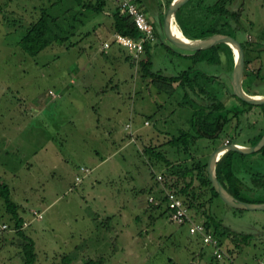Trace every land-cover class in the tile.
<instances>
[{"label": "rangeland", "instance_id": "1", "mask_svg": "<svg viewBox=\"0 0 264 264\" xmlns=\"http://www.w3.org/2000/svg\"><path fill=\"white\" fill-rule=\"evenodd\" d=\"M84 2L0 0V182L8 186L11 200L20 207L19 215L31 222L23 231L35 242L33 264H68L62 256L76 244H81L82 256L93 257L89 243L99 237L108 241L100 256L111 258L101 264H196L198 258L192 260V253L199 246L188 243L194 237L188 234L187 225L170 221L163 209L148 202L154 196L151 166L154 176L162 178L168 176L167 166L153 158L154 164H150L142 149L152 143L160 146L157 148L172 164H194L195 152L208 140H198V148L187 155L164 143L180 130H192L191 120L207 106V96L190 92L183 99L180 90L167 94L156 82L140 81L141 57L126 61L123 47L121 53L116 45L109 53H100L103 43L110 42L109 36L93 32L94 22L89 18L84 27L78 25L91 13L81 11ZM161 2H143L146 17ZM42 9L55 18L51 26L55 33L63 36L68 30L70 34L63 44L54 41L33 55L19 42ZM94 16L100 24L106 19L102 13ZM239 23L243 31L236 34L238 39L245 38L253 48L246 71L253 74L252 87L264 93V0H244ZM149 53V69L155 74L178 76L194 67L218 76L211 89L205 88L221 100L227 99L230 87L222 63L197 62L192 52L176 48L161 34L149 44ZM223 83L225 89H221ZM165 86L175 89L171 84ZM145 120L149 125H144ZM127 124L141 140L129 141ZM234 126L232 122L214 144L234 134ZM205 152L208 150L196 153L202 158ZM255 156L264 166V156ZM80 167L89 172L84 174ZM158 167L163 173H157ZM256 171L259 167L242 172L246 176ZM158 185L161 187L160 182ZM260 193L264 200V188ZM2 200L0 197V209L5 208ZM197 202L206 206L204 195ZM31 210L42 211V219L32 220ZM206 213L242 233L260 230L258 218L263 214L234 211L219 198L208 202ZM2 217L0 224L4 221L7 227L0 230V238L6 236L8 245L6 239H0V250L4 248L0 264H23L20 236L6 211ZM220 238L223 249L234 251L225 249L226 255L209 264H264V251L256 240L243 243L237 238L235 249L226 236ZM205 250L208 260L211 249L206 246Z\"/></svg>", "mask_w": 264, "mask_h": 264}, {"label": "trees", "instance_id": "2", "mask_svg": "<svg viewBox=\"0 0 264 264\" xmlns=\"http://www.w3.org/2000/svg\"><path fill=\"white\" fill-rule=\"evenodd\" d=\"M133 1L137 3L135 0ZM170 2L171 0H168L167 6ZM234 5H236L235 8ZM242 5V0H214L212 2L209 0H188L177 10L175 19L183 35L189 39L204 38L215 33L228 34L238 39L236 34L243 31L239 23ZM92 7L97 11H100L101 9L100 5ZM41 11L42 12L39 15V18L30 23L24 36L19 42L23 50L33 55L39 53L41 50L51 45L54 41L63 44L67 40V36L63 37L60 33H55L51 28L52 23L55 22V18L52 17L45 9H42ZM162 18L163 15L160 19L162 20ZM113 27L115 32L133 37L140 36V32L136 28L132 18L121 14L118 8L114 13ZM57 29L61 30L59 27ZM155 30L156 28L154 27V34L156 37L158 35ZM240 42L244 50L245 78L248 75L246 66L251 60L248 54L253 48L250 47V43L245 40V38ZM149 44H151V42H147L144 45L143 56H141V59L139 60V65L143 70L144 75L152 77V82L154 84L156 82L159 89L162 90L163 88L160 87V83L162 82L166 84L177 83L178 86L185 92V97H188L189 91L193 92V90L196 89H199V93L207 96V106L202 109L200 113H198L199 115L196 119H193L192 130H181L178 136L171 137L166 141V143L176 147L178 150H183V152L189 153L191 148L197 146L196 144L199 139L206 137L212 141V148H215L216 146L214 142L217 138H219L221 131H223L224 128L228 129L232 122H235L234 134H231L227 139L229 143H238L237 138L242 132H249L255 128L257 130V134L249 139L248 144L254 145L260 139V137L264 134V124H261L257 128V124L250 123L249 128H246L242 123L243 120L241 118L245 117L251 109L258 107L255 109L262 110L260 112L258 111V113H255L254 115H257V117H259V119L264 123V105H251L241 101L233 95L231 87L230 93L227 96V99H225L227 102L225 100H219L212 91L211 94H208L205 92V89L200 86L199 82L201 80L205 81L206 79L207 81H209L208 79L213 80L215 76L207 75L201 70H198V68L189 67L178 74V76L172 77H166L153 73L149 69L151 64ZM222 54L224 55V60H222L223 57L221 58ZM192 56L195 57L197 62L202 61L211 64L222 63V65L225 66L224 68L226 69V72H228L231 76L233 68V54L228 45L221 43L206 50L192 52ZM223 63H225V65ZM256 71V73H258L260 70ZM163 90L167 91L166 88H163ZM174 90L175 89H172L171 87L169 89L168 87L167 92L172 93ZM232 101H236L237 103H232ZM238 104L244 108H239ZM143 152L145 154H151L153 157L161 160L169 166V169L166 172L168 176H165V178L161 177V181L164 185L163 188L183 196L185 202H187L188 209L194 208L195 210H198L201 207H204V203L197 202V200L202 198L205 189L210 191L212 197L219 198L208 180L206 161L198 159L197 162L191 165L181 163L172 164L167 159L165 154H163V152L155 146H146L143 148ZM257 153L264 155V146ZM237 154V152L233 151L225 152L216 162V174L220 183L231 195L239 200L247 202L248 200L243 199L240 195L241 185L244 184V181L243 179L237 177L235 171L234 156ZM194 181H197L196 185H194ZM251 181L254 183L259 182V180L255 177L251 178ZM260 181L262 182L260 183V186H263L264 177ZM179 182H182L180 186H178ZM0 197L3 199L5 209L14 223V228L17 229L16 232H18V235L20 236L23 252V264H33L36 261V253L33 242L22 231L23 218L18 212L20 207L11 200L9 188L4 183H0ZM163 200L164 198L160 196V201L163 202ZM152 207L158 208L160 205L156 206L152 204ZM203 224L207 230H210L214 234L220 245L222 244L220 236L232 235L233 237V235H235V233L232 234L230 229L224 226L220 220H217V218L210 214L207 216V219L203 222ZM249 238L250 235H242L241 240L244 243H247ZM211 258L216 260L213 256H211ZM101 262L102 260L95 261L88 259L86 264H101Z\"/></svg>", "mask_w": 264, "mask_h": 264}, {"label": "crops", "instance_id": "3", "mask_svg": "<svg viewBox=\"0 0 264 264\" xmlns=\"http://www.w3.org/2000/svg\"><path fill=\"white\" fill-rule=\"evenodd\" d=\"M60 1V0H59ZM107 0H85V2L84 3H81L80 5L82 6V12H87V11H91V13H90V15L87 17V18H85L84 20H80L79 22H78V25L79 26H82V27H84L85 26V24H87V22H88V20L89 19H91L94 23L92 24L93 25V32H99V33H103V34H105L107 37L109 36V40H110V42H111V44H110V47L108 48V49H106V50H103L102 49V46L99 48V51H100V53H102V54H107V53H109L110 51H111V48L113 47V45H116L118 48H116V50H117V52H119V53H121L120 51H121V49H123L121 46H118L117 44H115L112 40V38H113V35H114V33H116L115 32V30H114V13L116 12V10H117V7H116V4H115V1L114 0H110V2H106ZM138 4H139V6L141 7V9H143V11L146 13V11L144 10V8H145V6L143 5V2H145V3H148V2H150V0H135ZM209 1H214V0H209ZM244 0H242V2H243ZM76 2L77 3H79L80 2V0H76ZM81 2H83V0H81ZM167 2H168V0H162V2L158 5V7H154L153 9H152V15H149V16H147V18L153 23V25H154V27L156 28V30H155V32H157V35L158 36H156L157 38L159 37V34H160V23L159 22H161L162 20L160 19L161 18V16L164 14V11H165V9H166V7H167ZM109 3V4H108ZM98 5H100L101 6V9H100V11H97L96 9H93V7L92 6H94V7H97ZM94 13V14H93ZM95 13H97V14H99V13H102L103 14V16L106 18V19H104V21H103V23L102 24H100V21L99 20H97V21H94V18H95ZM89 18V19H88ZM105 24V25H104ZM94 25H96L95 27H94ZM67 34L69 35L70 34V31H68V30H65L64 31V35H63V37L64 36H67ZM125 50V49H124ZM98 51V52H99ZM116 53V52H115ZM124 54V58H125V60L126 61H132V59H134L133 57H132V54L129 52V51H126V53L125 52H123ZM250 57V56H249ZM142 72H139L140 73V77H139V79H140V81H141V79H142V81H149V83H152L153 84V82H152V79H151V77L149 76V75H144V73H143V70L142 69H140ZM198 70H201L202 72H204L205 73V71H203L202 69H199L198 68ZM257 72V71H256ZM259 73H260V71L257 73V75H259ZM205 74H207V73H205ZM160 75H162V74H160ZM207 75H211V74H207ZM163 76V75H162ZM213 76H215V75H213ZM225 76H226V79H227V81H226V83L228 84V86L230 87V85H229V81H230V74L228 73V72H226L225 73ZM146 77V78H145ZM166 77H172V76H166ZM218 76H215V78H213V80H210V79H208L209 81H207V79L205 80V81H200L199 82V84H200V86L202 87V88H204L205 89V92H207L208 94L210 93L211 94V82H213V81H215V79L217 78ZM252 78H253V74H250V73H248V75L244 78V80H243V88H244V84H246L247 86H246V89L244 88V90L246 91V92H248L249 94H251V95H264V93H261V92H259V91H257L255 88H253L252 87ZM164 85H166V83H164V82H162ZM222 83V82H221ZM225 83V85H224V83H223V85L221 86V89L224 87V89L227 87V84ZM171 84V86H175V90L174 91H176V90H180V91H182V94H183V99L185 98V96H184V94H185V92L178 86V84L177 83H170ZM175 84V85H174ZM217 84H219V83H217ZM164 85H162V87L163 88H165L166 86H164ZM207 85V86H206ZM205 87H208V88H210L209 89V92L206 90V88ZM162 88V89H163ZM161 90V89H160ZM166 90L168 91V87H166ZM199 89H196V90H193V93H195L196 94V96H199V97H205V95H203V94H201V93H199V91H198ZM50 91V90H49ZM163 92H165V93H167V94H170V93H168L167 91H165V90H162ZM173 91V92H174ZM191 91H189V93H190ZM164 93V94H165ZM206 93V94H207ZM230 93V92H229ZM216 95V94H215ZM216 97H217V95H216ZM206 98V97H205ZM218 98V97H217ZM219 100H221L220 98H218ZM207 100V99H206ZM221 101H223V100H221ZM196 102V101H195ZM186 103V102H185ZM232 103H234L233 101H232ZM198 105V104H197ZM237 105V104H236ZM198 106H200V105H198ZM202 106V105H201ZM204 107V106H203ZM204 108H206V107H204ZM240 108V107H239ZM258 111L260 112L261 110H258V109H255V108H253V109H251L250 111H249V113L251 112V114H253V116H246L245 115V117H242L243 118V121H242V123L244 124V126L246 127V128H249V125H250V123L252 124H257L256 125V127L258 128L261 124H264L263 123V121L262 120H260L259 119V117H257V115H254L255 113H258ZM252 119V120H251ZM145 122H148L147 120H145L144 121V125H149L148 123L147 124H145ZM193 122V118H192V120H191V128H192V123ZM127 125L129 126V127H127ZM126 125V127H125V129L128 131V135H129V141L130 142H136L135 140H134V138L136 137V139H137V141H139V140H141L142 139V137L140 136V135H133V131H131V129H130V125L129 124H127ZM196 128V127H195ZM227 130V128H224L223 129V131H221V133L222 132H224V131H226ZM181 131V130H180ZM180 131H178V134H179V132ZM251 131V132H250ZM249 132H242L243 134L241 135H239L238 136V138H237V142L238 143H236V144H239V145H243V146H251V145H249L248 144V141H249V139L252 137V136H254V135H256L257 134V130H256V128L254 129V130H250ZM227 132V131H226ZM221 133H220V135H221ZM220 135H219V137H220ZM244 135V136H243ZM202 138H205L206 140H208L207 142V144L205 143L204 144V146L202 147V148H200L199 150L201 151L202 149H204V151H206V150H208V153L207 152H205L207 155H206V157L204 156L203 157V155H202V158L199 156L200 154L198 153V151H196L195 152V155H194V157H195V159H196V162H197V160L199 159V160H201V161H206V164H207V160H208V156H209V154L212 152V150L214 149V148H212V141L211 140H209V139H207L206 137H202ZM169 140V139H168ZM200 140V139H199ZM226 140L227 139H223V137H222V139L220 140V144H216L215 146L217 147V146H219V145H221V144H225V142H226ZM152 143H149V145H147V146H155V147H160V146H157V145H151ZM164 144H167V145H170V144H168V143H164ZM171 146V145H170ZM144 147H146V145H144L143 146V148ZM173 147V146H172ZM197 146H195L194 148H196ZM194 148H191V149H194ZM198 148V147H197ZM158 149V148H157ZM176 151H181V150H178V149H176ZM189 152H190V150H189ZM142 153H143V155L144 156H146V157H148V159H149V161H150V164H154V161L153 160H151V158H153V159H156L155 157H153L151 154H148V153H144L143 152V149H142ZM184 154H188L187 152H184ZM254 155L256 154V155H258V154H260V153H257V152H254L253 153ZM223 155V154H222ZM221 155V156H222ZM250 154H246V155H243V154H237V155H235L234 156V161H235V171H236V174H237V177H239V178H241V179H243V181H244V184H242L241 185V190H240V195L242 196V198L243 199H245V200H248L247 202H250V203H264V200H262L260 197V195H261V193H260V190L262 189V188H264V185L263 186H260V183H262L260 180L264 177V166H261L262 164H260L261 163V161H260V159H259V157L258 156H255V157H253V156H249ZM251 155H252V153H251ZM262 156H264L263 154H261ZM205 158V159H204ZM168 159V158H167ZM220 159V158H219ZM156 160H159V159H156ZM169 160V159H168ZM159 161H161V160H159ZM170 161V160H169ZM240 161V162H239ZM171 162V161H170ZM241 163V164H240ZM165 164V163H164ZM178 164H180V163H178ZM181 164H183V163H181ZM258 164H260V165H258ZM151 166V165H150ZM167 167V170L169 169V166L168 165H166ZM255 167H259V170L260 171H256L255 173H251L250 175H246V176H244L243 175V172L242 171H245V172H251L252 171V168H255ZM151 177L153 178V179H155V183H153L152 182V184L150 185V191H151V193H153L154 194V196H155V198H157V199H159L160 200V196H162V193L164 192V186H163V183H162V181L160 180H158L157 179V176L158 175H160V174H157V176L155 177L154 176V174H153V172H154V170H155V167H152L151 166ZM262 171V172H261ZM165 172H167V171H165ZM157 173H163L162 171H161V169L158 167V171H157ZM161 176V175H160ZM257 178L258 180H259V182H256V183H254V182H252L251 181V178ZM157 182L159 183L160 182V184H161V187H160V185H158L157 186ZM0 183H2V182H0ZM203 195H204V198H205V200H206V206H207V204H208V202L209 201H211L214 197H212L211 196V193H210V191L208 190V189H205V191L203 192ZM3 201V200H2ZM242 201V200H241ZM244 202H246V201H244ZM4 205V204H3ZM226 205V204H225ZM152 206V205H151ZM206 206L204 205V207H201L200 209H198V210H195V209H189V212H188V215H189V217L193 220V221H196V222H204L206 219H207V216H208V214L206 213ZM229 207V206H228ZM231 209H232V207H230ZM157 209H163V212L165 213V214H167V211H166V208H165V206H164V204H161L160 205V207H158ZM235 208H233L232 210H234ZM3 210H4V212L6 211V209L4 208H1L0 209V219H2L3 217H2V215L4 214V212H3ZM19 210V209H18ZM234 211H239V212H242V211H249V210H242V209H235ZM256 211H259V212H262L263 214H261V217L260 218H258V220L260 221V222H262L261 224H258L259 225V227H260V230L261 229H263V233L262 232H259L260 230L259 229H254V231L255 232H253V233H242V232H237V231H234V230H232V229H230V231L232 232V234L233 233H235V235H233V237H232V235H227L226 237H227V239H228V241H231V243H233L234 245H233V248H237V247H235V240L238 238V239H240L241 240V237H242V235L243 236H246V235H250V238H249V240H251V239H254V240H256L261 246H262V249H263V251H264V210H256ZM7 212V211H6ZM39 212H42V211H39ZM8 213V212H7ZM163 213V214H164ZM23 218V217H22ZM216 218V217H215ZM32 220H40V219H36V218H34L33 216H32ZM218 220V219H217ZM24 223H26V225H24ZM3 224H5L4 223V221H2L1 222V224H0V230L2 229V227H1V225H3ZM7 224H9L10 225V223H7ZM13 226L12 227H14V224H12ZM31 225V222L29 221H26V219L25 218H23V224H22V231L24 230V229H26V228H28L29 226ZM182 225V224H181ZM185 225H187V232H188V234L189 235H191V236H193L194 238L193 239H189L188 238V243H191V242H194L196 245L198 244V246L199 247H196V249H195V251L192 253V254H194V257H192V260L195 258V256L198 258V261H202L203 262V264H209V261H212V258H211V256L212 255H210V258L208 259V260H206V258H207V251L205 250V247H206V245H204L203 243H202V241H201V236L199 235V234H191V233H189V227H188V224H185ZM225 226V225H224ZM11 227V228H12ZM107 228H109V227H107ZM228 228V227H227ZM10 231V230H9ZM16 231H17V229H16ZM24 232V231H23ZM28 238H30L31 240H32V242H33V245H34V250H35V242L33 241V238H32V236H31V234H29V233H26L25 234ZM2 241H4L5 239H6V244L8 245V241H7V237L5 236H1V238H0ZM249 240H248V242H249ZM82 241V240H81ZM242 241V240H241ZM247 242V243H248ZM80 243V242H79ZM222 243H223V241H222ZM244 243V242H243ZM17 244V243H16ZM229 244V243H228ZM19 245V244H18ZM81 244H76V245H74L73 246V248H71L67 253H64L63 254V256H62V260H64V261H67L69 264H86V262H87V260L88 259H92V260H95V261H101L102 260V262L101 263H103V262H105V261H107V259H111V258H106V256H100V253L103 251V250H106V248H107V246H108V241L107 240H105L104 238H102V237H99L98 239H96L93 243L91 242V243H89V247H88V249H90V251H89V253L91 254V255H93V257H85L84 255L82 256L81 255V246H80ZM223 245V244H222ZM10 246V245H9ZM224 246V245H223ZM238 246V245H237ZM8 247V246H7ZM13 247V246H12ZM105 247V248H104ZM208 247V246H207ZM226 247H228V246H226ZM230 247V246H229ZM210 248V247H209ZM232 248V249H233ZM88 249H86V250H88ZM229 253H230V251H232V250H229L228 248H225ZM224 249V250H225ZM4 250V248L2 247V249L0 250V262H1V260L3 259L2 257V251ZM234 251V250H233ZM232 251V252H233ZM209 252V251H208ZM231 252V253H232ZM35 253H36V251H35ZM70 253V254H69ZM211 253V252H210ZM263 254H264V252H263ZM37 257V256H36ZM203 257H205V259L203 260L202 258ZM23 258V257H22ZM202 259V260H201ZM235 260H236V257H235ZM3 261V260H2Z\"/></svg>", "mask_w": 264, "mask_h": 264}, {"label": "water", "instance_id": "4", "mask_svg": "<svg viewBox=\"0 0 264 264\" xmlns=\"http://www.w3.org/2000/svg\"><path fill=\"white\" fill-rule=\"evenodd\" d=\"M187 1L188 0H171L164 11L162 21L159 22L160 34L173 46L187 52L206 50L221 43L228 45L233 54V68L230 76V87L233 95L247 104L264 105V95H251L243 88L244 50L241 42L237 38L228 34L215 33L204 38L189 39L184 35L181 38L174 33L173 28H179L175 19V14ZM263 146L264 134L254 145L243 146L236 143H226L215 147L209 154L206 164L208 180L219 199L227 206L249 211L264 210V203L244 202L231 195L220 183L216 174V162L225 152L233 151L246 155L258 152Z\"/></svg>", "mask_w": 264, "mask_h": 264}, {"label": "built area", "instance_id": "5", "mask_svg": "<svg viewBox=\"0 0 264 264\" xmlns=\"http://www.w3.org/2000/svg\"><path fill=\"white\" fill-rule=\"evenodd\" d=\"M116 7L120 11L121 14L129 16L132 18L136 28L140 32V36L133 37L130 35H125L119 32L114 33L113 42L118 46L125 48L129 51L134 60L139 59L143 54L144 45L147 42H153L156 37L154 34V26L146 17L145 12L141 9L138 3H135L133 0H114ZM110 42H104L102 45V49L106 50L110 47ZM52 92L49 91V94ZM53 94V93H52ZM54 96V95H53ZM148 122H145L147 124ZM127 127H129L127 125ZM229 143L226 140L225 144ZM80 171L84 174L89 172V169L85 167H80ZM162 176L158 175L157 179L160 181ZM76 181H79V176L75 177ZM162 197L164 198L163 202L159 199L155 198V196H149L148 202L153 203V205H161L164 204L167 216L170 221L181 224H188L189 233L191 234H199L201 236V241L204 245L210 247L211 254L216 259H221L224 255H226V251L219 244V241L214 236V234L207 230L205 225L202 222L193 221L189 215V209L186 205L184 198L173 191H168L164 189L162 193ZM31 215L36 219H42V212L31 210ZM26 225V223H24ZM2 229L6 228L7 225H1ZM196 264H203L201 261H198Z\"/></svg>", "mask_w": 264, "mask_h": 264}, {"label": "bare ground", "instance_id": "6", "mask_svg": "<svg viewBox=\"0 0 264 264\" xmlns=\"http://www.w3.org/2000/svg\"><path fill=\"white\" fill-rule=\"evenodd\" d=\"M173 31H174V33H175L177 36H179V37H181V38L183 37V33L180 32L179 28H175V27H174V28H173Z\"/></svg>", "mask_w": 264, "mask_h": 264}]
</instances>
